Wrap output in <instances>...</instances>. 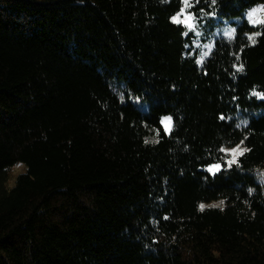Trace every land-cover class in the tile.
<instances>
[{"label": "trees", "instance_id": "1", "mask_svg": "<svg viewBox=\"0 0 264 264\" xmlns=\"http://www.w3.org/2000/svg\"><path fill=\"white\" fill-rule=\"evenodd\" d=\"M183 5L0 0V264H264V22L198 66Z\"/></svg>", "mask_w": 264, "mask_h": 264}, {"label": "rangeland", "instance_id": "2", "mask_svg": "<svg viewBox=\"0 0 264 264\" xmlns=\"http://www.w3.org/2000/svg\"><path fill=\"white\" fill-rule=\"evenodd\" d=\"M189 5L187 0H184V5L180 13L175 15L172 19L173 22L181 24L185 28V36L189 37L187 44L188 48H191V54L196 57V62L198 66H201L205 59L209 56L210 52L215 47L216 41L223 37H232L244 20H247L252 26L259 27L264 22V3L258 4L257 6L251 8L244 17L237 18H222L216 15H207L205 13L194 14L188 11ZM252 13H255L253 16ZM258 34H251L250 42L254 43L255 38ZM133 102L141 108V110H147V104L133 100ZM162 126L167 134H170L173 127L172 117L170 115L163 116L161 119ZM153 140V137L149 138ZM246 149L242 144H239L233 148H227L224 150L226 155V163L228 160L235 158L236 161L240 156L238 150ZM234 150H237L234 152ZM246 152V151H245ZM243 152V154L245 153ZM214 165L210 166L213 167ZM228 166V165H227ZM208 167V168H210ZM205 169L206 172L207 169ZM223 166L221 165V170ZM24 169L22 166L16 167L14 169V174L22 172ZM220 170V171H221ZM219 171V172H220ZM215 174L219 173L213 168ZM209 173V172H208ZM213 175V173H209ZM257 182L264 186V170L258 169L256 171ZM220 206V202H214L207 206ZM203 207V208H204Z\"/></svg>", "mask_w": 264, "mask_h": 264}, {"label": "snow or ice", "instance_id": "3", "mask_svg": "<svg viewBox=\"0 0 264 264\" xmlns=\"http://www.w3.org/2000/svg\"><path fill=\"white\" fill-rule=\"evenodd\" d=\"M252 15L254 16L255 13H252ZM249 39H251V37H249ZM260 98H261V99H264V96H262V97H260ZM221 119H223V118H221ZM221 151H223V150H221ZM235 151H237V150H234V152H235ZM238 151L240 152L241 155H243V152L248 151V149H240V150H238ZM236 163H237V161H236L235 158L230 159V160L227 161V165L229 166V168H230L232 165L236 164ZM213 168L216 170V172H219V171L221 170V164H219V163L214 164L213 167H210V168L207 169V171H208L209 173H213V175H215V173L213 172ZM214 206H217V205H214ZM200 207H201V209H203L204 205H201Z\"/></svg>", "mask_w": 264, "mask_h": 264}]
</instances>
